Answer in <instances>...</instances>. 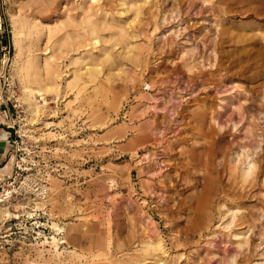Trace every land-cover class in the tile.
<instances>
[{
  "label": "rangeland",
  "instance_id": "obj_1",
  "mask_svg": "<svg viewBox=\"0 0 264 264\" xmlns=\"http://www.w3.org/2000/svg\"><path fill=\"white\" fill-rule=\"evenodd\" d=\"M211 1L0 0V264H264V0Z\"/></svg>",
  "mask_w": 264,
  "mask_h": 264
},
{
  "label": "crops",
  "instance_id": "obj_2",
  "mask_svg": "<svg viewBox=\"0 0 264 264\" xmlns=\"http://www.w3.org/2000/svg\"><path fill=\"white\" fill-rule=\"evenodd\" d=\"M1 7V4H0ZM3 34L0 35V52L4 48ZM1 60V55H0ZM3 66L0 64V91L3 86ZM4 104L0 100V181L10 178L14 173V138L15 129L2 112Z\"/></svg>",
  "mask_w": 264,
  "mask_h": 264
},
{
  "label": "bare ground",
  "instance_id": "obj_3",
  "mask_svg": "<svg viewBox=\"0 0 264 264\" xmlns=\"http://www.w3.org/2000/svg\"><path fill=\"white\" fill-rule=\"evenodd\" d=\"M203 1V0H202ZM209 1H211V0H209ZM212 2V1H211ZM0 27H1V25H0ZM16 41H18V40H16ZM15 41V42H16ZM17 43H19V42H17ZM16 43V44H17ZM18 46V45H17ZM22 50V49H21ZM20 52L21 51H19L18 52V56L20 55ZM23 52V51H22ZM51 57L52 56H50V57H48V58H44V61L42 62V67L43 68H45L46 70L47 69H49L50 68V65H51ZM22 58V57H21ZM17 61H19V58H17L16 59ZM5 62H6V64H5ZM18 63V62H17ZM8 68H9V58L8 57H4L3 58V69H4V73L8 70ZM25 69V71L27 72V68H25V66L23 67H21V70H24ZM24 74V73H23ZM28 80V79H27ZM24 82H25V79H24ZM28 82V81H27ZM25 92H26V94L30 97V99H31V101L32 102H34V104H35V106H38V100H37V98H36V96L34 95V93H33V91L30 89V87H28V86H25ZM223 129V128H222ZM243 151V150H242ZM249 153V152H248ZM239 158V157H238ZM249 159V158H248ZM248 163L246 164V166H244L243 168H242V177H243V182L244 183H247V182H249V184H251L252 185V181H254L255 180V174H256V177H259L260 175H262L263 173H264V163L263 164H259L258 165V163L255 161V160H251V161H247ZM238 164V163H237ZM239 165V164H238ZM254 175V176H253ZM242 187H244V186H242ZM246 188V187H245ZM243 189V188H242ZM9 196V191L8 192H5V193H2V191L0 192V205H2V204H4V202H5V199L7 198ZM232 210V209H231ZM256 220H258L257 218H253V222L252 223H250L249 224V226H248V229L246 230V231H242L244 234H246L249 230H250V228L252 227V226H255L256 225ZM243 222V221H242ZM241 233V232H240ZM243 233H241V234H243ZM239 234V233H238ZM224 235V234H223ZM236 236V235H235ZM151 242L150 243H152V240H150ZM243 242V241H242ZM149 243V242H148ZM161 244V243H160ZM159 244V245H160ZM156 245V244H155ZM154 245V246H155ZM158 245V246H159ZM162 246V245H161ZM159 251H160V249H159ZM161 254L163 255V257L164 258H167L168 259V254H166V251L165 250H161ZM180 258V257H179ZM177 262V261H176ZM173 264H176V263H173Z\"/></svg>",
  "mask_w": 264,
  "mask_h": 264
},
{
  "label": "built area",
  "instance_id": "obj_4",
  "mask_svg": "<svg viewBox=\"0 0 264 264\" xmlns=\"http://www.w3.org/2000/svg\"><path fill=\"white\" fill-rule=\"evenodd\" d=\"M3 19H4L3 14H0V25H1L0 30L2 29V26H3V22H4ZM2 81H3V86L0 91V100L4 104V108L2 109V112L5 114L6 118L10 119L13 117V108H16L17 104L14 102L15 95H14V90H13V83H12L10 72L8 70L3 74ZM12 127L15 129V133H16V136L14 138V148H15L14 154L16 153L15 155L17 158L21 150L20 149L21 135L18 132V130L15 128V126L12 125ZM16 162L18 161L16 160ZM18 166H19L18 163H16L14 165V169H16V167ZM8 179L9 178L0 181V188L3 187L2 184L3 183L5 184L6 180Z\"/></svg>",
  "mask_w": 264,
  "mask_h": 264
},
{
  "label": "water",
  "instance_id": "obj_5",
  "mask_svg": "<svg viewBox=\"0 0 264 264\" xmlns=\"http://www.w3.org/2000/svg\"><path fill=\"white\" fill-rule=\"evenodd\" d=\"M5 36H7L6 33H5ZM3 44H4V45L8 44V39H7V38H4V40H3Z\"/></svg>",
  "mask_w": 264,
  "mask_h": 264
}]
</instances>
